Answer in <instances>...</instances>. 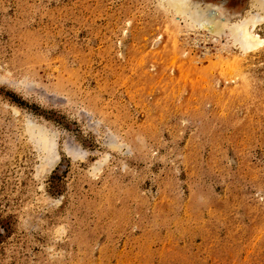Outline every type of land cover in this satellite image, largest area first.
Returning a JSON list of instances; mask_svg holds the SVG:
<instances>
[{
	"label": "rangeland",
	"instance_id": "obj_1",
	"mask_svg": "<svg viewBox=\"0 0 264 264\" xmlns=\"http://www.w3.org/2000/svg\"><path fill=\"white\" fill-rule=\"evenodd\" d=\"M167 1L0 0V264H264V11Z\"/></svg>",
	"mask_w": 264,
	"mask_h": 264
},
{
	"label": "bare ground",
	"instance_id": "obj_2",
	"mask_svg": "<svg viewBox=\"0 0 264 264\" xmlns=\"http://www.w3.org/2000/svg\"><path fill=\"white\" fill-rule=\"evenodd\" d=\"M174 1H177V0H174ZM177 3H179V1H177ZM167 4H168V6H170L174 11H175V13H177V14H179V15H185V16H189L188 15V12L185 10V9H183L182 8V6L180 5V4H178V5H176V4H174V2L173 1H167ZM179 5H180V7H179ZM254 6L255 7H257V8H259L260 10H262V11H264V0H255L254 1ZM170 8V9H171ZM209 10H210V8H208ZM207 8L205 9V10H208ZM200 12H201V10H200ZM209 13L207 12V15H208ZM206 14L205 13H203V12H201V14H198L197 15V17H194L192 20H193V23H194V25L195 26H197V27H208L212 32H215L216 34L219 32V30L217 29V28H215V29H213L214 28V26L215 27H219V26H221V25H216V23H214V22H212V23H214L215 25L211 28V26L213 25L212 23H209L211 20H209L210 19V16L208 17L207 16V18H208V20L209 21H206L205 19H206V16H205ZM191 18V17H190ZM212 18V17H211ZM214 18V17H213ZM261 19V17H251L250 19H249V21L246 23V26L247 25H250V26H254L255 25V23L256 22H258L259 20ZM216 20V19H215ZM214 20V21H215ZM217 21V20H216ZM211 25V26H209V24ZM218 24V23H217ZM222 24V23H221ZM246 26L244 27V31H243V34H244V38H246L245 40H236V44H238V46H239V48L243 51V52H246V51H250V50H253V49H255L257 46H259L260 45V41L259 40H257V38H255L256 36H254L253 34H252V32L251 31H249V30H247V28H246ZM217 29V30H216ZM219 29H221V27H219ZM221 32V31H220ZM219 32V33H220ZM214 33V34H215ZM242 37H243V35H242Z\"/></svg>",
	"mask_w": 264,
	"mask_h": 264
}]
</instances>
